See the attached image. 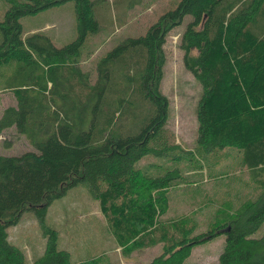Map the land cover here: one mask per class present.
Wrapping results in <instances>:
<instances>
[{
    "label": "trees",
    "instance_id": "obj_1",
    "mask_svg": "<svg viewBox=\"0 0 264 264\" xmlns=\"http://www.w3.org/2000/svg\"><path fill=\"white\" fill-rule=\"evenodd\" d=\"M68 1L75 4L74 41L57 48L40 33L22 39L21 18ZM5 2L0 92L14 91L16 104L3 110L0 135L13 128L30 149L0 154V264H29L8 234L24 211L33 212L46 237L42 256L31 264H72L44 219L51 203L79 184L99 202L122 254L161 244L163 252L147 264H183L193 248L223 234L217 264H264V234L253 237L264 222V0H181L143 36L120 41L94 73L80 60L87 36L99 30L92 0ZM187 16L180 47L203 90L197 149L225 151L247 179L239 207L216 211L204 232H197V217L177 216L172 235L160 218L170 210L180 166L192 160L169 133L163 138V46ZM147 156L173 167L150 177L137 167ZM211 176L234 178L227 171ZM75 264L110 262L99 257Z\"/></svg>",
    "mask_w": 264,
    "mask_h": 264
},
{
    "label": "rangeland",
    "instance_id": "obj_2",
    "mask_svg": "<svg viewBox=\"0 0 264 264\" xmlns=\"http://www.w3.org/2000/svg\"><path fill=\"white\" fill-rule=\"evenodd\" d=\"M92 1L99 30L87 36L81 48L80 60L82 69L94 73L98 60L120 41L143 36L149 26L171 8L174 9L181 0ZM6 9L5 0H0V21L3 20ZM190 21L191 17H185L180 26L167 34L163 46L166 61L161 92L168 100L163 138L169 133L173 143L191 154L192 160L190 163L184 161L180 166L181 178L170 192V210L160 218V224L167 227L172 235L176 234L171 226L172 219L177 216L185 214L197 217V232H204L216 211L219 212L222 207L227 209V206L239 207L242 203L239 199L245 192L247 179V173L233 166L225 151L204 155L197 149L196 110L203 90L195 76L186 68L184 52L180 47L181 35ZM20 24L22 39L33 33H40L47 36L57 48L71 43L78 35L73 1L43 10L34 16L23 17ZM15 104L14 91L0 92V116L6 107ZM29 149L26 139L13 128L1 133L0 154L18 155ZM137 167L154 177L163 175L173 166L166 159L147 156ZM224 171L234 175V178L229 180L211 176V173ZM219 177L223 179H217ZM107 225L99 202L83 184L69 189L62 198L53 201L44 219V226L56 232L57 248L69 253L72 264L99 257L110 264H147L163 252V246L156 244L154 247L136 249L130 255L122 254V248L118 247ZM8 234L10 242L20 249L27 263L31 264L42 256L46 237L33 212L24 211L17 224L9 228ZM263 234L264 222L253 237L260 238ZM224 243L225 236L218 235L193 248L183 264H217Z\"/></svg>",
    "mask_w": 264,
    "mask_h": 264
}]
</instances>
